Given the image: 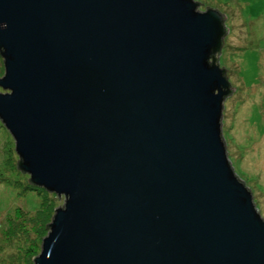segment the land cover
<instances>
[{
    "label": "water",
    "instance_id": "obj_1",
    "mask_svg": "<svg viewBox=\"0 0 264 264\" xmlns=\"http://www.w3.org/2000/svg\"><path fill=\"white\" fill-rule=\"evenodd\" d=\"M200 3L0 0V120L65 197L34 264H264L223 133L227 15Z\"/></svg>",
    "mask_w": 264,
    "mask_h": 264
},
{
    "label": "rangeland",
    "instance_id": "obj_2",
    "mask_svg": "<svg viewBox=\"0 0 264 264\" xmlns=\"http://www.w3.org/2000/svg\"><path fill=\"white\" fill-rule=\"evenodd\" d=\"M198 1L203 11L211 6L227 15L229 33L219 60L235 91L225 101L223 133L235 171L264 217V0ZM3 68L0 55V77ZM18 158L15 140L0 120V264H34L33 253L29 255L37 235L33 219L46 200L45 192L24 191L30 174L20 170ZM48 195L57 207L65 203L63 196ZM38 242L40 253L42 240Z\"/></svg>",
    "mask_w": 264,
    "mask_h": 264
},
{
    "label": "trees",
    "instance_id": "obj_3",
    "mask_svg": "<svg viewBox=\"0 0 264 264\" xmlns=\"http://www.w3.org/2000/svg\"><path fill=\"white\" fill-rule=\"evenodd\" d=\"M201 8V4L200 7ZM208 9V8H207ZM201 10V9H200ZM1 55V54H0ZM2 57V56H1ZM220 62V60H219ZM1 73H5V68H3V70L1 71ZM20 168V167H19ZM21 170V169H20ZM24 174H27L26 172L22 171ZM24 191L28 192V191H38V192H42L46 194L45 198L46 200H44L45 202H42V207L43 210L40 212V215L35 218V220L33 219V223L35 225L34 229H35V233L37 234L34 238H33V247L30 248L29 250V255H32V253H37V249L35 248L36 245L39 244L38 242V238H40L42 240L43 236H45L46 234H48L49 230H50V224L54 218V214L57 207V203H55V200L53 198H49V193L51 194V192L47 191L44 188L38 187L35 184H33L31 182V178H29V180L27 181V183L24 186Z\"/></svg>",
    "mask_w": 264,
    "mask_h": 264
},
{
    "label": "flooded vegetation",
    "instance_id": "obj_4",
    "mask_svg": "<svg viewBox=\"0 0 264 264\" xmlns=\"http://www.w3.org/2000/svg\"><path fill=\"white\" fill-rule=\"evenodd\" d=\"M234 94V93H233ZM233 94H231L230 96H228L227 98H226V100L228 99V98H230ZM241 178V177H240ZM242 179V178H241ZM243 180V179H242ZM244 181V180H243ZM245 182V181H244ZM246 183V182H245ZM247 184V183H246Z\"/></svg>",
    "mask_w": 264,
    "mask_h": 264
}]
</instances>
